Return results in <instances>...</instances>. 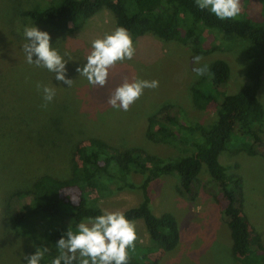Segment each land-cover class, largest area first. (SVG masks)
<instances>
[{
    "label": "rangeland",
    "instance_id": "rangeland-1",
    "mask_svg": "<svg viewBox=\"0 0 264 264\" xmlns=\"http://www.w3.org/2000/svg\"><path fill=\"white\" fill-rule=\"evenodd\" d=\"M35 2L0 0V192L7 188L24 190L42 173L67 174L76 161L66 148L80 138L97 137L122 149L138 147L160 158L185 156L190 152L189 146L148 139L144 135L146 118L166 106L187 125L210 122L215 109L195 108L190 87L203 76L196 75L197 68L205 65L208 68L213 59H222L227 64V91L244 82L248 44L218 31L200 29L202 43L197 46L188 40H167L145 31L133 40L136 49L133 59L118 62L110 69L104 87H93L76 68L86 63L92 41L115 29L113 14L102 7L72 24L73 28L55 29L12 13L13 6L17 11ZM240 3L241 13L264 22V0H240ZM29 26L49 33L52 47L68 61L67 77L73 79L71 87L56 81L55 74L47 69L26 62L22 46L26 43L24 28ZM197 57L201 58L199 62ZM134 77L157 80L159 86L145 89L128 111L111 107L108 99L115 88L125 78L131 81ZM37 82L56 89L46 108L42 107L45 102L36 88ZM257 97L262 105L260 126L264 134V71ZM48 122L52 124L48 131L55 134L46 143L41 137ZM177 131L188 142L198 138L196 132ZM218 160L228 173L241 177L243 214L251 233H259L264 242V153L257 147L250 150L247 146L239 147V138H232L220 151ZM141 177L136 175L134 182L139 183ZM211 182L203 165L188 193L180 190L175 174L159 175L149 182L151 212L170 213L178 232L171 249L158 251L142 222L135 221L137 242L151 247L148 258L153 264H242L232 252L230 231L214 196L217 189ZM139 200L138 189L117 190L110 184L98 203L102 210L122 211ZM2 206L9 207L7 213L9 209L12 212L17 202L4 201ZM38 230L42 242L44 230L42 227ZM36 250L31 239L17 234L7 221H0V264H27L24 257Z\"/></svg>",
    "mask_w": 264,
    "mask_h": 264
},
{
    "label": "trees",
    "instance_id": "trees-1",
    "mask_svg": "<svg viewBox=\"0 0 264 264\" xmlns=\"http://www.w3.org/2000/svg\"><path fill=\"white\" fill-rule=\"evenodd\" d=\"M15 7L11 8L13 14L55 29L73 28L72 24L104 7L113 14L115 28H126L133 40L151 31L163 39L188 40L197 46L202 43L200 29H209L248 44L249 60L241 86L230 92L226 90L228 67L216 58L210 62L208 72L190 87L195 108L215 109L210 122L187 125L166 106L146 118L144 135L148 139L176 141L189 146V154L160 158L138 147L122 149L97 137L80 138L66 148L76 161L67 174L42 173L24 190L7 188L0 192L1 205L4 201L17 202L8 213L9 207L0 205L1 223L7 221L17 234L31 239L36 249H50L40 264H51L58 254L56 242L68 227L75 231L85 218L103 214L98 201L107 194L110 184L117 190L138 189L139 202L122 212L134 223L142 222L158 251L171 249L178 239L174 218L170 213L151 212L147 186L159 175L175 174L180 190L188 193L202 165L217 189L214 196L230 231L232 252L242 264H264V242L259 233H251L243 214L241 177L228 173L218 160L220 151L232 138H239V147L247 146L248 150L257 147L264 153L262 105L257 97L264 71V22L243 13L233 20L221 21L210 11L200 10L195 0H36L30 7L17 11ZM45 126L41 138L48 143L55 132L48 131L50 122ZM178 129L196 132L198 138L188 142L179 136ZM136 175L142 176L139 183L134 182ZM53 223L57 226L50 228ZM39 227L44 230L42 242ZM150 255L151 247L136 241L135 249H129L128 264H153Z\"/></svg>",
    "mask_w": 264,
    "mask_h": 264
},
{
    "label": "clouds",
    "instance_id": "clouds-1",
    "mask_svg": "<svg viewBox=\"0 0 264 264\" xmlns=\"http://www.w3.org/2000/svg\"><path fill=\"white\" fill-rule=\"evenodd\" d=\"M200 10H208L221 21L237 18L241 11L240 0H195ZM26 43L22 46L26 62L30 65L45 68L54 73L55 80L71 87L73 79L67 77L68 61L53 48L48 32L41 31L35 26L24 28ZM91 51L86 63L77 67L80 76L87 79L89 85L104 87L107 83L109 71L118 62L133 59L135 46L129 31L116 27L103 38H97L91 43ZM65 56L68 53L64 54ZM36 57L35 60L33 57ZM197 62L201 59L197 57ZM208 72L207 66L197 68L196 75ZM210 74V73H209ZM159 86L157 80L133 78L115 88L108 99V104L115 109L128 111L144 93L145 89H155ZM38 91L43 94L46 108L55 95L56 89L39 82ZM75 202V201H74ZM103 214L87 217L76 225L75 231L68 227L66 233L56 242L58 254L51 260V264H128L129 249L134 250L138 235L135 223L120 210H102ZM50 252L48 247H40L34 254L26 255L27 264H40L45 254Z\"/></svg>",
    "mask_w": 264,
    "mask_h": 264
}]
</instances>
